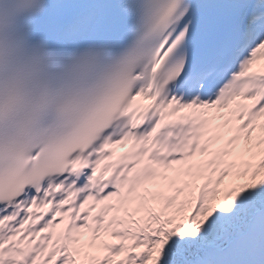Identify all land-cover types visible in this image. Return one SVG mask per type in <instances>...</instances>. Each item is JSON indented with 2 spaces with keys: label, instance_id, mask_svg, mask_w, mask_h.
<instances>
[{
  "label": "snow or ice",
  "instance_id": "snow-or-ice-1",
  "mask_svg": "<svg viewBox=\"0 0 264 264\" xmlns=\"http://www.w3.org/2000/svg\"><path fill=\"white\" fill-rule=\"evenodd\" d=\"M39 27L120 71L90 131L0 177V264H264V0H53Z\"/></svg>",
  "mask_w": 264,
  "mask_h": 264
}]
</instances>
